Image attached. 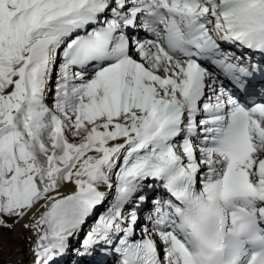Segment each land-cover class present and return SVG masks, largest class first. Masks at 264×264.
I'll use <instances>...</instances> for the list:
<instances>
[{"label":"snow or ice","instance_id":"6c2138e0","mask_svg":"<svg viewBox=\"0 0 264 264\" xmlns=\"http://www.w3.org/2000/svg\"><path fill=\"white\" fill-rule=\"evenodd\" d=\"M17 228L31 264H264V0H0Z\"/></svg>","mask_w":264,"mask_h":264},{"label":"bare ground","instance_id":"6f19581e","mask_svg":"<svg viewBox=\"0 0 264 264\" xmlns=\"http://www.w3.org/2000/svg\"><path fill=\"white\" fill-rule=\"evenodd\" d=\"M3 241L0 242L2 250L0 261L7 262L11 259V264H31L33 259L28 241L24 239L28 233L23 229L17 228L14 232H2ZM62 264H74V258L66 257Z\"/></svg>","mask_w":264,"mask_h":264},{"label":"rangeland","instance_id":"374dc122","mask_svg":"<svg viewBox=\"0 0 264 264\" xmlns=\"http://www.w3.org/2000/svg\"><path fill=\"white\" fill-rule=\"evenodd\" d=\"M5 231H7V230H0V232H5ZM1 250H2V246L0 245V252H1Z\"/></svg>","mask_w":264,"mask_h":264}]
</instances>
